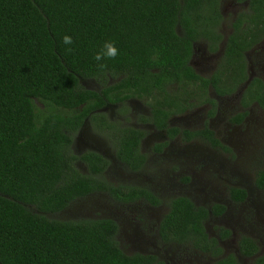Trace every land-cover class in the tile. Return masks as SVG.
Wrapping results in <instances>:
<instances>
[{
	"label": "trees",
	"instance_id": "trees-1",
	"mask_svg": "<svg viewBox=\"0 0 264 264\" xmlns=\"http://www.w3.org/2000/svg\"><path fill=\"white\" fill-rule=\"evenodd\" d=\"M236 1L246 7L231 23L217 66L201 74L190 63L194 43L203 39L209 50L218 48L221 0H0V264L163 263L154 254L124 252L112 218L58 219L48 213L93 190L120 200L159 202L146 186L108 183L102 176L105 158L92 150L76 155L73 134L86 115L97 118L96 109L106 101L124 103L132 96L144 99L152 121L169 133L178 130L167 124L173 112L208 102L212 114L216 102L209 87L219 95L237 89L247 78L245 51L264 37V0ZM65 35L72 37L71 45L63 43ZM109 40L120 54L103 61L107 68L101 70L93 57ZM81 78L94 79L99 89L86 87ZM34 99L45 107L36 111ZM252 101L264 108L259 76L242 90L241 104ZM246 112L231 118L240 122ZM101 118L115 127L117 156L129 168H140L142 130L114 126L104 113ZM192 134L224 147L206 123ZM78 157L88 172L76 168ZM255 184L264 189V166ZM229 193L235 200L246 196L240 187ZM168 206L158 227L162 241L217 256L213 264H240L234 253L220 255L221 246L204 226L224 210L222 204L198 205L176 195ZM220 228L221 235L229 233ZM238 248L249 256L259 246L241 235ZM253 264H264V252Z\"/></svg>",
	"mask_w": 264,
	"mask_h": 264
},
{
	"label": "rangeland",
	"instance_id": "rangeland-1",
	"mask_svg": "<svg viewBox=\"0 0 264 264\" xmlns=\"http://www.w3.org/2000/svg\"><path fill=\"white\" fill-rule=\"evenodd\" d=\"M245 7L246 2L221 0L223 17L219 26L222 34L219 45L222 46L223 39L231 31L237 12ZM218 55V51L210 53L206 42L200 39L194 43L191 63L199 73L209 74L216 67ZM246 60L247 74L264 79V37L256 47L246 52ZM81 83L88 88H99V84L91 78H81ZM234 91L231 95L218 96L210 88L208 93L216 102L212 114H209L212 108L209 103H195L170 120L182 127H198L203 121L209 123L217 136L228 144L230 151L216 150L200 140L182 142L175 138L162 152L151 154L138 171H129L115 160L108 166L106 176L110 180L147 185L160 196L161 205L151 206L145 201L123 204L114 201L105 192L97 191L73 199L66 208L48 215L58 219L112 216L119 221L116 239L126 253L152 252L165 264H213V256L189 245L160 242L156 234L157 223L167 208L168 200L175 195H186L197 204L224 201L226 211L220 216L211 215L205 222L206 229L209 234L215 235L216 225L228 227L231 235L223 241V250L236 253L243 264H252V257L239 254L237 239L241 234L250 235L258 243V251L264 252V190L254 185L257 169L264 166V108L255 101L244 108L239 101L240 89ZM34 103L36 111L45 107L40 100L34 99ZM103 108L114 118H120L118 113H124V109L132 113L148 111L142 98H131L125 105L112 104ZM243 109L247 112L242 121L232 122L231 116ZM148 129V136L142 145L145 150L151 141L163 138L160 131ZM72 147L74 152L92 148L113 158V148L107 139L90 128L88 123L75 135ZM78 168L82 172L87 170L81 164ZM229 185L246 188L247 198L239 203L231 202Z\"/></svg>",
	"mask_w": 264,
	"mask_h": 264
},
{
	"label": "flooded vegetation",
	"instance_id": "flooded-vegetation-1",
	"mask_svg": "<svg viewBox=\"0 0 264 264\" xmlns=\"http://www.w3.org/2000/svg\"><path fill=\"white\" fill-rule=\"evenodd\" d=\"M227 36V35H226ZM225 40H226V37L223 39V42H222V46L221 45H219L218 46V48L216 49V50H214V51H211V50H209L208 48H207V50L210 52V53H214V52H216V51H218L219 52V55H218V58H217V61H218V59L221 57V55H222V51H223V48H224V42H225ZM220 43V42H219ZM221 46V47H220ZM254 47H256V46H254ZM253 48V47H252ZM252 48H250V49H252ZM249 49V50H250ZM248 51V50H247ZM247 51H245V58H246V52ZM192 57V56H191ZM216 61V62H217ZM190 63H191V58H190ZM218 63V62H217ZM217 63H216V66H217ZM191 65H192V63H191ZM193 66V65H192ZM194 67V66H193ZM195 68V67H194ZM196 70V69H195ZM197 71V70H196ZM198 72V71H197ZM212 72V71H211ZM210 72V73H211ZM246 73H249L248 72V64H247V60H246ZM202 74V73H201ZM253 76H259V75H248L247 74V78H246V80H244L241 84V86L240 87H238L236 90H238V89H240V94H239V101H240V99H241V94H242V90H243V88L245 87V85L248 83V81L253 77ZM262 80H263V82H264V79L261 77V76H259ZM100 87V86H99ZM96 89H99V88H96ZM209 89H210V87H209ZM214 92V91H213ZM235 92V91H234ZM233 92H231V93H228V94H222V95H219V94H216L215 92H214V94L215 95H218V96H224V95H231ZM212 96V95H211ZM131 98H139V97H135V96H132V97H128V98H126V100L124 101V103H121V102H111V101H106L105 103H104V105H102L100 108H98V109H96V111L97 112H99V116H97V118H89V116H90V114H88V115H86L84 118H83V120H82V122H81V124L79 125V127L77 128V130L74 132V134H73V140H72V143H71V148H73L72 147V145H73V142H74V137H75V135L78 133V131L80 130V128L81 127H83L84 126V124L85 123H88L89 124V126H90V128H92L94 131H98L99 133H101L102 135H103V137L104 138H106L107 139V141L109 142V146H111L112 148H113V158L111 159V158H109L108 157V155L107 154H104L103 152H101V151H98V150H96V149H92V148H87V149H85V150H81V151H76V152H74L73 151V149H72V151L76 154V155H81L83 152H85V151H88V150H92V151H95V152H98V153H100L104 158H105V161H106V164H105V168L103 169V171H102V176L108 181V183H110L111 185H115V186H118L119 184H131V183H124V182H115V181H112V180H110L107 176H106V171H107V169H108V166L111 164V162L113 161V160H115V161H117V162H119L120 164H122V165H125L126 167H127V169L129 170V171H132V172H135V171H138V170H140L144 165H145V163L147 162V160H148V158H149V156L151 155V154H155V153H160V152H162L167 146H168V144L173 140V139H175V138H178L180 141H182V142H190V141H192V140H200L201 142H203V143H207V144H209L210 146H212L213 148H215L216 150H220V151H223V152H225V151H230V147L228 146V144H226V143H224L218 136H217V134L215 133V131H214V129L209 125V123H207V125H208V127H210L212 130H213V133H214V135L218 138V141L221 143V144H223L224 145V147H222L220 144H216V145H212L206 138H204V137H202V136H199V135H196V134H192V130H194V129H198V128H202V127H204V125H205V121H203V123H202V125L201 126H198V127H182V126H179V125H176V124H172L171 122H170V120H171V117H173L174 115H177V114H179L180 112H183V111H185L187 108H189V106L188 107H186L184 110H182V111H179V112H173V113H171L168 117H167V124L169 125V126H172V127H176L178 130H176L175 132H168L165 128H160V127H158L153 121H152V119L150 118V116H151V111H150V107L148 106V111H147V113H138V112H135V113H132V112H129V109H124L123 111H124V113H121V114H119L118 113V115H119V117L120 118H118V117H116V118H114V117H112V115L109 113V112H107V110H106V108L104 109L103 107L104 106H107V105H112V104H116V105H125V102H127L129 99H131ZM139 99H141V98H139ZM252 102H254V101H252ZM256 102V101H255ZM203 103H208V102H203ZM241 103V102H240ZM210 104V103H209ZM211 105V104H210ZM241 106H243L244 108L246 107V106H244V105H242L241 104ZM245 109H243V110H240V111H244ZM102 113H104L105 114V116L107 117V119L106 120H108V121H110L111 123L113 122L114 123V126H117V125H119V126H126V125H129V126H133V127H135V128H139L140 130H142V132H143V135H141V137H140V142H139V151L143 154V157H144V159H143V161H142V165L140 166V168H138V169H132V168H129V166L127 165V162L126 161H124V160H122V159H120L118 156H117V154H116V152H115V149H114V146H113V143H112V141H113V134H115V127H114V129L111 127V125L108 127L106 124L104 125V123H102V121H103V119L101 118V116H102ZM237 113V112H236ZM117 115V116H118ZM232 117V116H231ZM231 120H232V122H236V123H238L237 121H234L233 120V118H231ZM148 128H151V129H154V130H156V131H160V133H162L163 134V138L162 139H158V140H154V141H151V143H150V146L148 147V149L147 150H145L143 147H142V145H143V143H144V141H145V139L147 138V136H148V132H149V129ZM184 130H187L186 132L184 131ZM227 147V148H226ZM232 154V153H231ZM74 164H75V166H76V168L79 170V168H78V165L79 164H81L83 167H85V168H87V170L85 171V172H88V167H87V163L82 159V158H80V157H78V158H76L75 159V161H74ZM80 171V170H79ZM82 172V171H81ZM84 172V173H85ZM109 179H107L106 177ZM133 185H138V184H133ZM254 185L256 186V184H255V177H254ZM138 186H146L153 194H155L156 196H158V199H159V202L158 203H152L151 201H149L148 199H146V198H144V197H135V198H132V199H127V200H120V199H117L116 197H114L113 195H111L108 191H104V190H93V191H91V192H88V193H86V194H84V195H82V196H79V197H76V198H80V197H84V196H86V195H88V194H90V193H92V192H97V191H100V192H105L107 195H109L114 201H118V202H120V203H123V204H129V203H132V202H136V201H145V202H147L149 205H151V206H159V205H161L162 204V199L160 198V196L155 192V191H153L152 189H150L147 185H138ZM232 187H240V188H243V189H245V191H246V196H245V198L243 199V200H235L231 195H230V193H229V191H230V188H232ZM257 187V186H256ZM120 189H122V187H119ZM258 188V187H257ZM258 189H260L261 190V188H258ZM262 190H264V189H262ZM176 196V195H175ZM247 196H248V192H247V189L246 188H244V187H242V186H235V185H229L228 186V197H229V200L231 201V202H234V203H239V202H242V201H244L246 198H247ZM75 198V199H76ZM190 198V197H189ZM191 199V198H190ZM170 200V199H169ZM169 200H168V202H169ZM192 200V199H191ZM193 201V200H192ZM72 201H70L66 206H68L70 203H71ZM168 202H167V208H166V210L164 211V213L168 210V208H169V206H168ZM194 202V201H193ZM215 202H218V203H220V204H222L223 206H224V210L220 213V214H216V215H212V216H220V215H222V214H224V212L226 211V209H227V204L224 202V201H215ZM195 203V202H194ZM212 203H214V202H212ZM211 203V204H212ZM195 204H197V203H195ZM211 204H209V205H211ZM199 205V204H198ZM201 205H206V204H201ZM209 205H206V206H209ZM66 206L65 207H63L62 209H64V208H66ZM61 209V210H62ZM61 210H59V211H61ZM56 212H58V211H56ZM163 213V214H164ZM163 214L161 215V217H160V219H159V221H158V223H157V229H156V234H157V238L160 240V242H162V243H165V244H167V243H169V244H177V243H174V242H165V241H162V239L160 238V236H159V232H158V227H159V223H160V220H161V218H162V216H163ZM211 216V215H210ZM209 216V217H210ZM100 217H109V218H112L116 223H117V225H118V230H119V221L116 219V218H114V217H110V216H100ZM208 217V218H209ZM92 218H98V217H92ZM207 218V219H208ZM77 219V218H76ZM206 219V220H207ZM206 220L204 221V226H205V222H206ZM220 227H223V228H226V229H228L229 230V233L227 234V235H221V233H220V231H221V228ZM216 229H215V235H211V234H209L208 233V231H207V229H206V226H205V229H206V231H207V233H208V235L209 236H212V237H214L216 240H217V243L221 246V249H222V253L220 254V255H225V254H228V253H233V252H225L224 250H223V246H222V243H223V241L225 240V239H227L230 235H231V230L228 228V227H224L223 225H220V224H218V225H216V227H215ZM117 233H118V231H117ZM117 235V234H116ZM241 235H247V234H241ZM241 235L238 237V239H237V250H238V252H239V248H238V240H239V238L241 237ZM248 236H250V235H248ZM251 237V236H250ZM253 238V237H252ZM254 239V238H253ZM119 244V243H118ZM258 244V243H257ZM120 246V245H119ZM122 249V248H121ZM194 249H196V248H194ZM123 250V249H122ZM197 250V249H196ZM259 250V249H258ZM199 251V250H198ZM125 252V251H124ZM134 252H141V251H134ZM200 252H202V251H200ZM259 251H257L255 254H252V255H243V254H241L240 252H239V254L241 255V256H244V257H252L253 258V260H254V258L258 255V254H261L260 252L258 253ZM133 253V252H132ZM141 253H144V254H148V253H150V254H154L155 256H156V258L157 259H159V260H161L163 263L162 264H165V262H164V260L163 259H161L159 256H157L155 253H152V252H141ZM204 253V252H203ZM208 254V253H207ZM235 254V256H236V258H237V260L240 262V264H243L242 262H241V260H240V258H239V256H237V254L236 253H234ZM209 255H211V254H209ZM211 256H213V255H211ZM215 259H214V261L216 260V258H217V256H213ZM252 264H253V262H252Z\"/></svg>",
	"mask_w": 264,
	"mask_h": 264
},
{
	"label": "clouds",
	"instance_id": "clouds-1",
	"mask_svg": "<svg viewBox=\"0 0 264 264\" xmlns=\"http://www.w3.org/2000/svg\"><path fill=\"white\" fill-rule=\"evenodd\" d=\"M63 43L65 45H71L73 43L72 37L69 35H65L63 37ZM67 51L71 52L72 48L68 47ZM119 54V49L116 46L115 41L109 40L104 42L102 48L95 53L93 59L97 62V66L101 70H104L107 68V64L103 61L114 60Z\"/></svg>",
	"mask_w": 264,
	"mask_h": 264
}]
</instances>
